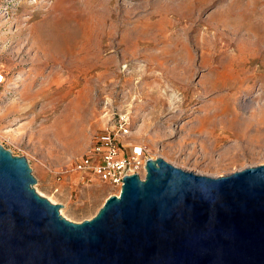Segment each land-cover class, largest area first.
Listing matches in <instances>:
<instances>
[{
  "label": "rangeland",
  "instance_id": "1",
  "mask_svg": "<svg viewBox=\"0 0 264 264\" xmlns=\"http://www.w3.org/2000/svg\"><path fill=\"white\" fill-rule=\"evenodd\" d=\"M122 117L127 152L214 178L264 165V0H0V145L66 219L119 195L75 167Z\"/></svg>",
  "mask_w": 264,
  "mask_h": 264
},
{
  "label": "water",
  "instance_id": "2",
  "mask_svg": "<svg viewBox=\"0 0 264 264\" xmlns=\"http://www.w3.org/2000/svg\"><path fill=\"white\" fill-rule=\"evenodd\" d=\"M81 223L0 145V264H264V165L223 177L148 160Z\"/></svg>",
  "mask_w": 264,
  "mask_h": 264
},
{
  "label": "built area",
  "instance_id": "3",
  "mask_svg": "<svg viewBox=\"0 0 264 264\" xmlns=\"http://www.w3.org/2000/svg\"><path fill=\"white\" fill-rule=\"evenodd\" d=\"M127 120L123 117L119 120L116 132L98 136L89 153L75 167V171L93 174L103 183L116 187L119 195L126 177L139 175L145 179L148 160H155L145 146L134 145L130 152L126 151L121 139L129 135Z\"/></svg>",
  "mask_w": 264,
  "mask_h": 264
},
{
  "label": "bare ground",
  "instance_id": "4",
  "mask_svg": "<svg viewBox=\"0 0 264 264\" xmlns=\"http://www.w3.org/2000/svg\"><path fill=\"white\" fill-rule=\"evenodd\" d=\"M43 195V194H42ZM51 202H54V200L52 198H48ZM62 214L64 215L63 211Z\"/></svg>",
  "mask_w": 264,
  "mask_h": 264
}]
</instances>
